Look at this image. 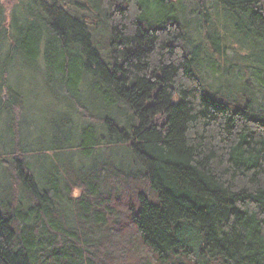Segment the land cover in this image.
Wrapping results in <instances>:
<instances>
[{
    "label": "trees",
    "instance_id": "1",
    "mask_svg": "<svg viewBox=\"0 0 264 264\" xmlns=\"http://www.w3.org/2000/svg\"><path fill=\"white\" fill-rule=\"evenodd\" d=\"M263 105L264 0H0V264H264Z\"/></svg>",
    "mask_w": 264,
    "mask_h": 264
},
{
    "label": "rangeland",
    "instance_id": "2",
    "mask_svg": "<svg viewBox=\"0 0 264 264\" xmlns=\"http://www.w3.org/2000/svg\"><path fill=\"white\" fill-rule=\"evenodd\" d=\"M39 78L40 77L36 76L30 71H19L17 77L11 81L13 82L16 79V82L12 84L14 85L17 84V86L20 87V91L29 100V106H30L29 110L30 111L29 112L27 111L29 115L26 114L24 117H27L26 122L30 126L29 127L30 129L28 130L29 131L28 135L31 136L29 137V139H32L35 142L34 147H37L42 140L40 136L41 128L46 124V122L52 119H55V118L57 119L59 117H62L61 114L63 113L62 110L64 109V108L62 109L59 107L56 108L58 104H57V100L54 99L53 95L44 94V91L42 89L41 79ZM213 79H214V76L211 77V80L214 83ZM209 81H210V78H209ZM235 82L236 80L234 79V76H231V77L223 76V77H220L219 80L215 81V84H217L218 86L217 87L218 91L222 92L224 95H227L230 93V90L239 87V86H236ZM250 94L251 93L249 92V95ZM40 96H43V98L45 99V102L41 101L40 104L38 105L32 104V102H34V98L35 97L38 98ZM243 96L249 97L247 96V94H244ZM4 99H6V96H4ZM30 101H32L31 105H30ZM54 104L56 105L54 106ZM26 133H27V129L23 128L22 130L23 137L24 135H26ZM112 152H113V155L120 156V158H123L126 162L129 161V158L127 157L124 158L125 152L115 150V149H113ZM118 156H117V159H118Z\"/></svg>",
    "mask_w": 264,
    "mask_h": 264
}]
</instances>
